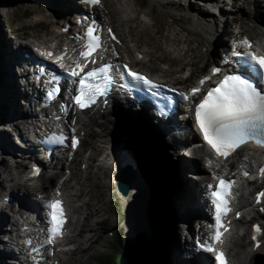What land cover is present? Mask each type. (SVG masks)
Segmentation results:
<instances>
[{"label":"bare ground","instance_id":"6f19581e","mask_svg":"<svg viewBox=\"0 0 264 264\" xmlns=\"http://www.w3.org/2000/svg\"><path fill=\"white\" fill-rule=\"evenodd\" d=\"M27 1L30 5L23 4L25 11H32L35 8L34 13L36 15L31 19V26L28 25V28L36 27L39 24H43L44 28L48 27L49 25L53 27L51 32H48L46 34L34 33L30 34V36H26L27 32L22 33L24 32V27H22L16 31L12 30V32H9L8 34H12V36H10V38L8 39H6L3 33L0 31V105L3 107V109L6 108L7 110L3 121L5 123H3V125L1 124L2 127H0V189L2 187H5V194L0 197V204L4 205V198L10 196L14 200L33 203L34 207L40 210L39 214L42 215L44 211V200L47 198H54L59 191L63 192L70 209L71 218V226H69L70 241L67 245H65V248H69L70 246V249L72 250L67 254H58L59 258L55 259L53 263L56 264L57 261H60V264H67L74 260L78 252L82 251V247L87 241L92 239V237L94 239V235H96L97 232L99 233L98 230H100V226L107 221V218H104V216L102 215V210L97 209L94 206V200L93 202H91L92 200L90 201L89 197L92 195V193L97 196V193L100 194L101 192H103L106 186L112 188V186L109 185V173L111 175V178L115 174L118 175L116 186L123 184L125 189L127 188V186L133 189L131 193L135 195V199L136 197H138L137 193L139 192V189L141 190V186L142 189L144 188V186H146L143 180H139L138 177V172H140L138 171V159L134 158V162H131L129 160L126 166L122 165L120 162H118L120 157L116 153L118 151L113 148L115 144L120 145L124 142L125 144L130 145L133 148L132 151L135 152L136 157L137 155H139V153L134 148L132 142H130V140L128 141V137L139 139V134L142 131L147 128L153 127L154 132H156L162 139H164L163 142L165 143V149H163L165 150L167 155V158H164L165 160L168 158L170 159V156L167 153L168 147L171 150H181L182 148L178 143H173L172 145L168 137L162 132L158 131L157 126H155L154 124L152 117L153 114L151 112L145 110L144 112L134 111L133 108H128L127 104H123L118 98L113 101L112 107L108 109L105 114H102L101 110L93 111L88 116L89 123L85 121L87 118L86 115L83 116L84 118L80 115V117H78V119L76 120V123L72 124L76 129L80 127V134L82 131L87 133L86 138H84L83 140L81 151L84 150V147L89 148L92 151L90 156H88L87 158L86 156H84L83 158L79 154L78 160L70 163V158L73 156L71 154L69 156H66L68 158V161L66 163H64V161H58L53 168L50 166H46L40 179L38 178L36 181L26 179L28 173H30L29 169H31V162L35 160V153L26 152L23 148H20L17 140L18 136L19 139H21L29 133V121H32L33 118L28 117V110L25 105V103L27 102L26 97L28 96V93L24 86L25 78L20 72L21 66L19 64L20 61L18 56L25 49L34 52L36 42L38 46L43 45L58 48L60 46V43L62 42V39H65L66 41L64 46H68L72 50H74V40H72L71 38H64L62 36L61 28H64L65 25H59L61 20L58 19L57 16L65 17L71 13L73 14L77 9V11H79V8L77 6L78 2H74V0ZM127 1H129L131 4L135 2V7L139 8L140 15L138 14L137 18H135L134 15H132L134 12L132 6L130 7L129 5L124 4L126 3L125 0H116L114 1L116 2V6H114L113 9L115 14L120 17L119 20L120 22H122V24L130 25L131 23L136 21V19L141 20V22L148 25L152 24V22L154 21L153 19L155 18L153 5V7H141V1L139 0ZM136 1L138 2L136 3ZM152 1V3H156L155 5L161 10L166 9V6L171 3L169 2V0ZM174 1L180 2V0ZM218 3L219 5H217ZM31 5L32 7H34L32 10L30 8ZM101 6L103 7L104 4L95 8L96 13L99 17H101L102 14L100 10L102 8ZM190 6L193 12L195 11L200 14L201 20H195V23L198 26H201V24L203 25L202 33L211 34V30L214 29V27L208 25L207 23H204L203 21H209V19H218L217 21L220 22L223 32L217 34V45L224 46L222 47L223 52H229L233 40H239L241 38L247 37L252 32H254V34L251 35L252 39L256 40L257 46L262 52H264V3L257 2V0H200L199 2H196L195 4ZM227 6L230 8H228ZM227 12L232 14L231 21L225 20L224 18L226 15H228ZM241 14L246 18L247 21L254 24L253 26L256 27L257 32L251 29V27H248L245 22L242 21L241 16H238ZM41 15L42 17H44V19L40 20L38 19V17ZM53 18H56V20H53ZM228 25L233 29L231 30V33L227 29ZM176 26V22H174V24L170 26V37L165 38L169 39L166 40V48L178 47L177 50H180L182 52L184 51V55H188V53L192 51V49H184L183 46H188L191 37H198V35H200V30L197 29L188 31L184 29L180 31L176 28ZM175 31L178 33H176ZM119 34L121 35L123 44L120 46H113L111 47V49L108 48V53L111 57L110 59H112L113 61H124L125 59H127L135 62L136 64H141L140 66H147L145 62H150V54H148L145 50L140 49L141 47L139 48V46H137L138 43L132 37V35L130 36L126 32H122ZM225 35H227L230 39L228 40L229 44H227L224 38ZM27 39L28 41L24 42V40ZM178 39L179 42H177ZM131 51L138 54V57L136 59H134V57H130L129 52ZM217 52L219 53V50H216V53ZM75 57L76 55L74 54L73 56H71L70 60L72 61ZM183 58L184 57L175 56V59L177 61H181L183 60ZM204 58L207 59L206 57ZM188 70L190 71L192 70V68ZM164 71L165 70L156 74L153 73V75L156 79L163 81L169 76L166 74L167 72ZM193 75L194 71L190 79L193 77ZM179 80L174 78L171 79L170 82L168 80V82L164 83L169 85L170 83H172L173 85L170 86L177 87L176 85L180 84ZM123 109L128 113V117L126 119V127L121 126V130L120 127H117L119 122L121 123L120 116L122 115L121 113L123 112ZM113 115L116 116L115 119ZM73 121H75V119L71 118L72 123ZM184 122L187 124L188 129L193 130L190 120L185 118ZM95 127L97 131H95V129L93 130V128ZM98 131L100 134H98ZM126 132L128 133V136L126 135ZM113 138L115 139V141L112 140ZM196 142L199 143L200 140ZM99 144L102 149L104 147V149L102 150L104 151L103 153L99 149ZM21 149L23 150V152L19 154L18 152H20ZM189 152L190 154H188L187 157L190 159L185 156V163L183 164V161H180L176 165V171H178L176 174L186 176L189 174V171L195 170L197 171L196 173H199L197 174L198 177L193 175L191 176L189 174V180L185 179L181 181V184H183L182 191L180 189H173L171 192L172 194L170 193L172 199L171 202L173 204L172 206L175 209L174 211L177 219V222L174 223L176 225V229L171 233L173 236H171V240L173 241H170V243L165 247L160 246L161 243L155 236L153 248L156 249L158 247H163L162 249H164L165 255L166 257H168L167 259L171 264H192V262H194V264H214L210 256H206L203 258L200 257L195 261H192L190 259L189 255L191 254V251L195 252L198 245L196 239H198V237L207 238V230L204 229L203 226H201L200 228L198 227L200 231L196 232L197 230L190 227L189 229L191 230H189V233L193 235L192 237L189 236L186 231L185 234L184 231L182 233L183 224H185L186 221H189L191 223L193 219H205L207 224H213L212 217L214 216V214L207 196L208 190L210 188L209 186L214 184L215 179L219 175L228 177L230 175V171L233 173V168L237 164L235 162H232L229 165L215 164L211 169L202 166L198 167V160L201 161V156L203 155L204 150L190 149ZM244 153L245 150H242L239 153L238 157H242L243 159V157L248 156ZM24 154L26 155V157L23 160H20L19 158H21ZM98 154L102 156V160L104 162L102 161L98 166H96L97 164L95 165L93 156H97ZM259 156L261 157L262 155H250V158H247L254 161L253 163L256 164L263 158V156L262 158H259ZM114 159H116L118 164L116 162H113L112 164V161ZM13 160H18L16 165H13ZM163 161L164 160H160V163H163ZM142 162L144 163L143 159ZM244 163L247 164L246 162ZM64 165L65 168L64 170H62V166ZM143 165L145 166V163ZM261 165L262 164H260V166ZM95 166L98 167V169L96 168L98 170L97 175H95V173L93 175H88V170L91 167L93 168ZM250 167H252V164H250ZM60 170H67L70 172V174L67 175L66 173H63L62 175ZM46 174H48V177H45ZM235 174L240 175L237 172ZM80 175L84 176L81 177ZM97 176L98 178H100L99 180H97ZM59 179L61 180L60 182L58 181ZM194 179L196 182H193ZM56 181H58L59 184H56ZM41 182L43 183V185L40 190L34 189V187H37V183L39 184ZM48 182H52L50 184L53 188L46 185V183ZM133 183L136 185L135 188H132ZM263 186L264 185L260 184V182L258 181L249 180L242 184V187L239 191L238 205L246 216L242 220L238 221L237 227L235 225V228L233 229V232L231 233L226 243L227 249L231 251V254L234 258V262H238L239 264H254V261H256L260 253V251L254 253V244H252L251 246L249 244L252 234L248 233V228L250 227L251 231L252 225L258 222V219H263L264 221V214L256 211L254 207L255 200L252 201L251 198L252 189L260 188ZM49 188H52L54 193L47 196L45 194H47V190ZM98 188L99 190H96ZM42 190H44L46 193L44 194ZM128 191H130V189H128ZM123 198L125 200H128L129 203L132 200H130L131 197H126L125 195L123 196ZM95 199L97 198L95 197ZM131 202L133 204V201ZM8 207L11 209L10 211L6 209ZM6 208L0 206V264H12L10 262L12 260V256L7 250V245L3 247L5 242V235L7 233L9 234L10 227L14 226L15 223L21 219H31L28 216L23 217V214L19 211L12 214L11 212L14 209V205L12 203L8 204ZM124 209L126 211L131 210L129 206H125ZM210 209L212 210V214H210L209 212ZM130 215L131 214H128V218H130ZM251 217H253V220H250ZM158 222L159 220H155L156 224ZM123 224V235L126 233L127 228L126 240H128L129 237L131 238L133 235L132 233H129L130 228H132V222L130 223L128 220L126 226L124 218ZM179 227L182 230H180ZM177 229L181 231L183 237L179 235V233L176 231ZM34 232L36 235H39L40 228L34 227ZM153 232L154 230L152 231V234ZM114 236L115 238L113 237V240L115 241L116 235ZM193 238L195 239V241L193 240ZM83 264L85 263L83 262Z\"/></svg>","mask_w":264,"mask_h":264},{"label":"rangeland","instance_id":"374dc122","mask_svg":"<svg viewBox=\"0 0 264 264\" xmlns=\"http://www.w3.org/2000/svg\"><path fill=\"white\" fill-rule=\"evenodd\" d=\"M116 0H104L103 4L104 6L100 9L101 10V17L103 18V20L107 23H109L110 26H113L114 28H116V31H118V33H122V32H126L128 33V35H132V37L137 41L139 48L142 50H145L148 54H150L151 59L150 62H145L147 64L144 66H140L141 64H135V66L138 69H141L142 72H150L151 74H156L159 72H162L163 70H165L164 72H167L166 74L169 75L167 79H164L163 81L165 82H170L171 79H180V76L183 74L184 70L188 69V68H192V71H194V75L193 77L182 83V81L179 80L180 84H177V87H183V89H187V88H191V86H193V84L198 80V78L200 77V75H202L204 72H206L209 68H210V64L215 62V61H219L222 59V53H223V49L221 45H217V34L222 33L223 29L221 27V24L219 21H217L218 19L214 20V19H209V21H203L204 23H207L208 25L214 27L211 34H206V33H202L203 30V25L201 24V26H198L195 23V20H198L200 18V14H198L197 12H193L192 8L190 5L195 4L196 2H199L200 0H180L179 1H174V0H169L168 6H166V9H160L159 7H157L155 4H153L152 0H139L141 1V7H153V10L155 12V18L153 19L154 21L152 22V24H145L143 22H141V20H137L134 21L133 23L129 24H122V22H120L119 20V16H117L114 12V6H116V2H114ZM126 3L129 5L130 7L132 6L133 8V14L135 18H137L139 13V8L135 7L136 4L135 2H133V4H131L129 1L125 0ZM138 1H136L137 3ZM192 4H191V3ZM130 3V4H129ZM23 4H29V2L27 0H0V31L3 33L4 37L6 39L10 38V36H12V34H8L9 32H12V30H18L19 28L24 27V32L22 33H26V36H30V34H34V33H43L46 34L48 32H51L52 27L51 25H49L48 27L44 28L43 24L37 25L36 27H29L28 25L31 26V19L34 18L35 15V11H34V7H32V5L30 6L32 11H25V8L23 6ZM40 4V3H37ZM206 4V3H205ZM204 4V5H205ZM30 5V4H29ZM143 5V6H142ZM153 5V6H152ZM228 7V6H227ZM230 8V7H228ZM37 13V12H36ZM228 15H226L224 18L225 20H229L231 21L232 19V14H230L229 12H227ZM241 16L242 21L245 22V24L248 27H251V29L256 31V27L253 26L254 24L247 21L246 18L241 14L238 15ZM236 17V16H233ZM65 18V17H63ZM38 19H44V17L39 16ZM223 19V18H222ZM53 20H55L53 18ZM60 20H63L62 18H60ZM65 20H63L62 22L60 21L59 25H63ZM174 22L177 23L176 28L180 31L182 30H188V31H192V30H200V35L197 36H193L190 38V41L188 43V46H183L184 49H192V51H190L188 53V55H184V51H180L177 50L178 47L176 48H166L167 44H166V40L169 39H165V38H169L170 37V26L172 24H174ZM217 22V24H216ZM199 24V23H198ZM148 25V26H147ZM200 25V24H199ZM251 25V26H250ZM229 26V25H228ZM227 29L228 31L231 33V30H233L230 26ZM176 32V31H175ZM257 32V31H256ZM178 33V32H176ZM202 34V35H201ZM254 32H252L249 35H253ZM14 35V34H13ZM22 35V34H20ZM177 35V34H176ZM202 36V37H201ZM197 37V38H196ZM204 37V38H203ZM17 38V37H16ZM227 44L229 37L227 35L224 36ZM203 40V41H202ZM27 40H24V42H27ZM179 42V39L178 41ZM180 45V44H179ZM229 48V47H227ZM139 49V50H140ZM170 49V50H169ZM175 49V50H173ZM216 50H219V53H216ZM179 52V53H178ZM182 52V53H181ZM178 53V54H177ZM175 56H180V57H184L183 60L181 61H177L175 59ZM204 57H206L207 59H205ZM166 64V65H165ZM150 69H149V66ZM170 73V74H169ZM185 84V85H184ZM170 85H173L172 83H170ZM6 108L3 109V107L0 105V127H2L3 125V121H4V116L6 113ZM122 115L121 117V123L119 122L118 127H120V129L122 130L121 126L126 127V122H127V115L128 113L126 112V110L123 109V112L121 113ZM146 115V114H145ZM114 119L116 116H114ZM2 124V125H1ZM6 128V127H5ZM95 129V131H97L96 127L93 128V130ZM126 129V128H124ZM117 131V130H116ZM126 131V130H125ZM84 133V132H83ZM127 133V132H126ZM98 134L99 131H98ZM124 134V133H123ZM128 136V133L126 134ZM139 139H134L133 137H128V141L130 140V142H132V144L134 145V148L137 150V152L139 153V155H137L138 160L142 159L144 160V162L147 164V169L146 172L149 171L150 169V180L147 179L146 180V186H144L143 190L142 186H141V190L139 189V192L137 193L136 199L133 201L132 206L136 208V205L139 206L141 204V201L144 200L143 198H146L145 201H143V209L145 208V204L146 201H148V197H150V201L149 204L153 202V205L156 203H158L160 206H158V210L159 212H163L162 208L165 210V216L169 217V221L166 222L167 224H165V222L159 219V222L156 224V229L154 230L153 234L150 233L149 230V235H148V241L146 239V245L148 248V251L150 252V261L152 264H171L168 261V257H166L165 255V251L164 249H162L163 247H158L156 249L153 248V243H154V238L155 236L157 237V239L159 240V242L161 243L160 246H166L167 244L170 243L171 240V236H172V231L176 229V225L174 224L175 222H177L176 216H175V209L173 208V204H172V199H171V192L173 189H180L182 191L183 188V184H181V181L183 180H189V174L192 176H197L195 174H199V173H195L197 171L195 170H191L189 171L188 175H177L176 173L178 171H176V165L181 161H183V164L185 163V156L187 157L188 154H190L189 151L183 152L181 150H179V152L181 153H176L173 149L171 150L168 147V155L170 156V159H164L166 156L163 153V150L161 149V147L155 146L157 144V142L154 140L156 139L157 141L160 140L159 138H161L156 132H154L153 127L147 128L144 131H142L140 134ZM158 138V139H157ZM113 141H115V139H112ZM164 143V142H163ZM161 143V146L165 149V143L163 144ZM168 145V144H167ZM100 146V144H99ZM159 148V149H158ZM11 149V148H8ZM99 149L101 150V152L103 153L104 151H102L104 149H102V147L100 146ZM170 152V153H169ZM92 153V151L87 148L84 147L83 151H80V155L84 158V156H86V158L88 156H90ZM251 152H249L248 150H245V155H248L246 157H236L232 162H235L237 165L233 168V171L236 173L239 172L240 167L245 164L244 162H246L248 165L251 164V161L249 158V154ZM177 154V155H176ZM164 156V157H163ZM180 156V157H179ZM93 161L95 163L96 166L99 165V163H101L103 160L101 155H94L93 156ZM100 157V158H99ZM142 158V159H141ZM167 158V157H166ZM188 158V157H187ZM92 159V158H91ZM130 160V156L126 157V162L127 160ZM190 159V158H188ZM157 160V161H155ZM160 160H164L163 163H160ZM203 157L201 158V161L198 160V167H205L203 164ZM188 161V160H187ZM104 162V161H103ZM231 162V163H232ZM254 161H252L253 163ZM91 167L88 170V175H93L95 173V175H97V169L98 167ZM161 166V167H160ZM169 166V167H168ZM173 172L175 173L176 176V181L178 183V185H171L169 183L168 177H169V173L167 170H169V168L171 169ZM97 168V169H96ZM154 168V170H153ZM162 168V169H161ZM206 168V167H205ZM161 169V170H160ZM101 171V170H100ZM137 171V170H136ZM163 171V172H162ZM195 171V172H192ZM160 172V173H159ZM64 173H66L68 175L69 171H64ZM145 173V172H144ZM87 175V174H85ZM81 177H83L82 175H80ZM198 177V176H197ZM97 180H99L100 178H98V176L96 177ZM143 180L142 178H139V180ZM108 180V179H107ZM59 182L61 181L60 179L58 180ZM56 181V184L59 182ZM193 182H196L195 179L193 180ZM52 182H48L46 183L47 186H51ZM110 185V182H109ZM132 188H135V184H132ZM139 186V188H140ZM174 186H176V188H174ZM52 187V186H51ZM53 188V187H52ZM49 188L47 190V194H45L46 192L44 190L43 193L47 196L51 195L54 193L53 189ZM128 189H130V192H132L133 189L129 188L127 186ZM34 189H38L40 190V188L34 187ZM5 187H2L0 189V197H2L5 194ZM96 190H99L96 189ZM116 190V189H115ZM119 190V189H117ZM116 190V191H117ZM114 193V189L110 188L109 186L105 187V190L103 192H101L100 194L97 193V196H95L93 193L92 195L89 197L90 201L93 202L94 200V206L99 209L102 210V215L104 216V218H107L106 223L102 224L100 226V230L99 233L97 232L96 235H94V239L92 237V239H90L89 241H87L85 243V245H83L82 247V251L78 252L76 257L74 258V260H72V262L67 263V264H83V262L86 264V262H88L89 259H91L92 256H95L97 253L100 254L101 250H102V258H104V260L109 259L108 256H110V253L112 252V246L117 244L119 241V239H115V241L113 240V237L115 238L114 234H116L117 232L115 231L117 227H115V214H117V212H119V210H123V206L120 203V198H118L117 196H115ZM144 192H145V196H144ZM171 193V194H170ZM151 195V196H150ZM97 199H95V197ZM131 200V199H130ZM129 200V201H130ZM252 200H254L252 198ZM131 203V201H130ZM162 206V208H161ZM133 209V208H132ZM210 214L212 213L211 210H209ZM144 213L147 214V210L144 209ZM144 215V214H143ZM141 215L140 219H139V223H140V236H141V229H142V221L145 216ZM135 218V217H134ZM134 218L132 221V227L134 225ZM166 219V218H165ZM93 220V219H92ZM259 221L264 222L263 219H259ZM164 222V223H163ZM202 223V224H201ZM203 226L204 229L207 230V234L210 231V225L206 223L205 219H193L192 222L190 223V227L197 230L196 232L200 231V227ZM199 227V228H198ZM180 230H182L179 227ZM180 236L183 237V231L185 234L188 232L187 230H185V228L183 227L182 233L181 231H179L178 229L176 230ZM101 232V233H100ZM110 233V238L107 241V234ZM123 234V233H122ZM173 237V236H172ZM185 237V235H184ZM142 238V237H141ZM150 239V240H149ZM128 241V240H126ZM89 242V243H88ZM250 244V241H249ZM90 245V246H89ZM251 246V244H250ZM86 247V248H85ZM250 249V248H249ZM260 253L256 259V261H254V264H264V247L260 248ZM101 256V254H100ZM86 261V262H85ZM81 262V263H80ZM192 264H194V262H192Z\"/></svg>","mask_w":264,"mask_h":264},{"label":"snow or ice","instance_id":"6c2138e0","mask_svg":"<svg viewBox=\"0 0 264 264\" xmlns=\"http://www.w3.org/2000/svg\"><path fill=\"white\" fill-rule=\"evenodd\" d=\"M89 2L96 4L99 3V0H89ZM87 36V50L81 53V56L85 59L91 57L96 49L100 47L99 37L94 35V29L89 28ZM240 44L246 48H251V43L246 39L241 41ZM47 55H51V53H47ZM233 55H247L264 72V56H257L252 52L245 54L234 52ZM58 59H62V57ZM84 67L86 65L77 64L76 69H79V71L74 69L70 75L73 77L80 75ZM110 71L111 65L105 64L83 75L79 80L78 94L73 98L75 104L83 109L95 103L97 95L105 94L107 86L112 82ZM214 71H219V69ZM129 74L146 84H151V81L142 76L135 73ZM203 83L204 81L202 80L201 84ZM197 91L198 89L195 88L192 90L193 94ZM184 98L187 99L186 96ZM195 115L197 126L202 132L204 140L217 156L227 158L237 148L250 141L254 142L258 147H264V90H258L249 79L241 75L225 76L219 85L209 90L204 99L196 106ZM77 143L78 141L73 139V147ZM261 174L264 175V169H261ZM209 187L211 188L212 186L210 185ZM230 188L231 182L220 178L216 190L211 192L216 208L215 233L211 240L217 243L221 241L222 236L220 231L223 227L221 219L231 210L226 199L230 194ZM262 196H264V192L257 195V202ZM48 207L51 217L50 233L55 238L62 233L65 223L64 211L59 200L51 201ZM260 231L257 226L255 232L259 233ZM255 238L253 236L254 240ZM48 242L50 243L51 240ZM201 246L205 250L215 253L217 264H227L224 253L214 248L212 243L206 242Z\"/></svg>","mask_w":264,"mask_h":264},{"label":"trees","instance_id":"16d2710c","mask_svg":"<svg viewBox=\"0 0 264 264\" xmlns=\"http://www.w3.org/2000/svg\"><path fill=\"white\" fill-rule=\"evenodd\" d=\"M158 139V138H157ZM160 140H156L154 139L157 144L155 146H160L161 149L163 150V153L165 156L166 152L163 149V147L161 146V143H163L162 138H159ZM164 144V143H163ZM131 150L133 149L130 145H128ZM133 152V151H132ZM134 157H135V152H133ZM136 159H138V157H135ZM139 161V169L138 171V177L143 179V182L146 184V180L150 178V169L148 172H146L147 169V164L145 163V166L143 165L144 163L141 160ZM157 161V160H155ZM158 162V161H157ZM161 167V166H160ZM169 167V166H168ZM162 169V168H161ZM160 169V170H161ZM154 170V168H153ZM169 173V183L171 185H178L177 181H176V176L175 173L171 169L169 168V170H167ZM145 172V173H144ZM163 172V171H162ZM160 173V172H159ZM150 180V179H149ZM176 185V186H177ZM176 186H174V188H176ZM144 196H145V192H144ZM144 200L141 201V204L139 206L136 205L135 208V213H134V225L132 228H130V232L132 233V237L128 239V241L126 242H118L117 244L112 246V252L110 253V256L108 261L104 260V258H102V250L100 252L101 256L99 253H97L95 256H92L91 259L88 260V262H86V264H152L151 263V259H150V252L148 251L147 245L146 243V239L148 241V235H149V230L150 233L152 234V231L155 230L156 228V223L155 220H163L165 222V224H167L166 222H168L170 219L168 216H165V210L162 208L163 212H158V206H160L158 203L154 204L152 207V203L149 204V201L152 199H150V197H148V201H146L145 204V210H147V214L144 213V209H143V201L146 200V198H143ZM137 211V212H136ZM144 214V215H143ZM143 215L145 216L142 221V229H141V236H140V223H139V219L140 216ZM166 218V219H165ZM163 222V223H164ZM142 237V238H141ZM107 241H108V237H107Z\"/></svg>","mask_w":264,"mask_h":264}]
</instances>
